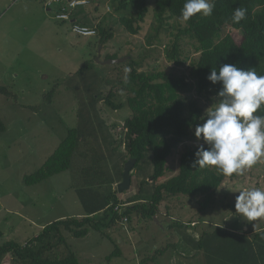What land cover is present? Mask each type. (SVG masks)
Masks as SVG:
<instances>
[{
    "label": "rangeland",
    "instance_id": "rangeland-1",
    "mask_svg": "<svg viewBox=\"0 0 264 264\" xmlns=\"http://www.w3.org/2000/svg\"><path fill=\"white\" fill-rule=\"evenodd\" d=\"M52 1L0 0V87L10 93V96L0 93V118L6 126L0 136V245L7 241L23 245L50 222L84 215L77 189L81 187L80 175L86 159L75 157L68 171L34 186L24 185L23 177L37 171L65 139L67 131L79 126V109L83 102L89 104L94 93L91 83L97 85L98 76L108 80L101 86L104 99L113 86L118 88L114 82L118 70L126 74L127 58H136L144 43L142 34L130 35L119 25L121 14L114 10L115 0H84L86 4L72 9L66 21L57 19L60 6L50 4ZM121 13L131 15L128 10ZM72 23L95 30L99 27L112 30L113 38L100 44L98 29L94 37L81 38L73 32ZM145 27L149 29L147 23ZM241 37L238 31L227 27L221 31L220 39L231 46L239 43ZM114 54L122 59V65L101 66L96 61L104 63L107 56ZM86 61L92 71L79 74ZM51 91L52 98L48 101L46 95ZM117 95L115 103L125 102V92L119 90ZM193 98L202 107L204 118L217 96ZM103 99L97 102V117L93 116L90 125L93 128L102 121L110 137L120 144L130 110L128 107L112 110ZM202 144L197 138L184 143L170 140L173 150L167 159L166 178L177 174L182 152ZM119 150L124 151L122 143ZM103 151L107 153V148ZM147 169V174L151 173V166ZM132 172L131 190L118 194L123 204L129 195L137 192L138 184L145 178L136 170ZM242 188L264 190V158L243 175L228 176L217 192L213 207L203 213L198 212L197 202L185 196L168 197L159 209V217L154 218L157 224L141 222L133 216L131 223L118 222L115 229L105 230V235L90 232L83 239L67 236V243L81 264H231L236 248L229 244L226 249V242H234L242 235L252 238V233L264 229V219L249 222L236 212V197ZM175 221L183 227L171 228ZM126 226L135 229L134 246L123 244L121 259L114 257L107 261L105 258L113 246L105 236L123 241ZM216 227L228 231L221 232L218 244L210 235ZM203 232L209 234L202 246L195 249L187 237L198 241ZM161 248L167 252L157 261L143 262ZM63 253L61 248L57 254ZM88 255L92 259L86 262L84 257ZM1 264L18 263L7 256Z\"/></svg>",
    "mask_w": 264,
    "mask_h": 264
},
{
    "label": "trees",
    "instance_id": "trees-1",
    "mask_svg": "<svg viewBox=\"0 0 264 264\" xmlns=\"http://www.w3.org/2000/svg\"><path fill=\"white\" fill-rule=\"evenodd\" d=\"M115 2L114 10L121 14L119 25L130 35L142 34L144 43L141 51L136 58H127L126 74L118 70V77L114 80L118 88L113 86L114 89L104 99L101 86L108 80L98 76V84L91 83L94 93L89 104L83 102L79 109V126L69 129L65 139L44 164L34 173L24 176L22 181L26 186L37 185L68 171L75 157L86 159L80 175L81 187L77 189L84 215L50 222L23 245L14 241L3 243L0 245V264L7 256L18 264H81L69 247L67 236L83 239L90 232L105 235V230L118 222L123 223V218L131 223L133 216L141 222L152 223L163 202L168 197L179 195L197 202L198 212L203 213L213 207L217 192L228 177L215 167L195 165L197 147L182 152L177 174L166 178L167 159L173 150L170 140L184 143L196 138L194 131L198 124L203 123V109L193 96H217L221 87L207 79L212 69L235 64L241 69H255L259 75H264V0H215L210 17L196 14L187 22L181 19L186 0ZM241 7L247 10V18L234 24L233 11ZM127 10L131 15H122L121 12ZM146 23L149 29H146ZM227 27L241 34L239 43L228 46L220 39L221 31ZM98 35L102 45L113 38L112 30L102 27H99ZM118 57L114 54L106 59ZM90 71L91 64L86 61L79 74ZM119 90L125 92L127 98L125 102L115 103ZM0 93L10 96L4 87H0ZM46 98L51 100L52 91ZM102 99L112 110L125 107L130 110V116L123 124L122 153L119 150L121 143L110 137L102 121L96 127L90 125L93 116L97 117V102ZM257 114L264 115V110ZM5 131L6 126L0 118V136ZM203 146L207 148V145ZM104 148H107V153H104ZM128 160L134 161L130 171L132 186L133 170L145 176L138 184L137 192L125 200L129 206L119 199L120 192L115 187L122 180ZM148 166H151L149 174ZM118 207L123 208L121 213L115 210ZM170 226L176 229L183 227L177 221ZM222 228L216 227L210 233L217 244L223 235L221 232L228 233ZM207 234L203 232L198 241L191 237L187 239L197 249ZM251 235L252 238L242 235L237 236L234 242L224 243L226 249L229 244L236 248L231 264H264V229ZM105 238L110 240L108 236ZM110 241L113 251L106 256L107 261L120 255L116 242ZM61 248H64V253L58 256ZM165 252L166 248L156 249L153 257L143 262H155Z\"/></svg>",
    "mask_w": 264,
    "mask_h": 264
},
{
    "label": "clouds",
    "instance_id": "clouds-1",
    "mask_svg": "<svg viewBox=\"0 0 264 264\" xmlns=\"http://www.w3.org/2000/svg\"><path fill=\"white\" fill-rule=\"evenodd\" d=\"M214 8L215 0H186L181 19L187 22L196 14L210 17ZM246 18L245 8L234 9V24ZM207 79L221 87L204 122L195 127L194 135L203 144L194 163L201 168L215 167L225 176L243 175L264 158V115L257 114L264 110V75L224 64L212 69ZM238 193L236 212L249 222L264 219V190L242 188Z\"/></svg>",
    "mask_w": 264,
    "mask_h": 264
},
{
    "label": "built area",
    "instance_id": "built-area-1",
    "mask_svg": "<svg viewBox=\"0 0 264 264\" xmlns=\"http://www.w3.org/2000/svg\"><path fill=\"white\" fill-rule=\"evenodd\" d=\"M63 3H65L66 5L62 6ZM50 4H53L55 6L56 5L60 6L58 10L57 19L60 21H66L69 19L67 15L72 9L79 7V5L81 4H86V2L84 0H54L50 2ZM72 30L75 34H77L81 38L94 37L97 34V29L95 30L85 26H79L74 23H72ZM115 210L119 211L120 213L122 212L121 207L120 208L118 207ZM122 221L126 222L127 219L123 218Z\"/></svg>",
    "mask_w": 264,
    "mask_h": 264
},
{
    "label": "crops",
    "instance_id": "crops-1",
    "mask_svg": "<svg viewBox=\"0 0 264 264\" xmlns=\"http://www.w3.org/2000/svg\"><path fill=\"white\" fill-rule=\"evenodd\" d=\"M105 63H102V64H100L101 66H103ZM156 217H159V214H157V216ZM155 220L156 219H153V221H152V223H155V224H157L156 222H155ZM204 222H206V221H204ZM43 227V226H42ZM222 228V227H221ZM42 229V228H41ZM113 229H115V227H112V228H110V230H108V232L109 231H111V230H113ZM125 230V231H124ZM123 231H124V237H123V241H121L120 239H117V240H114V239H111L112 237L110 236V235H107L109 238H110V240H113V241H115L116 242V245H117V247L119 248V250H120V255L118 256V258L120 257V259H121V257H122V255H123V251H122V245L123 244H126L127 246H129V245H132V246H134V244L132 243V238L135 236L134 235V233H135V229H134V227H124V229H123ZM105 234H107V231H106V233ZM141 237V236H140ZM109 240V241H110ZM110 243H111V241H110ZM111 245L113 246V243H111ZM126 246V247H127ZM132 248H134V247H132ZM92 259V257L91 256H86V257H84V260L86 261V262H88V261H90Z\"/></svg>",
    "mask_w": 264,
    "mask_h": 264
},
{
    "label": "water",
    "instance_id": "water-1",
    "mask_svg": "<svg viewBox=\"0 0 264 264\" xmlns=\"http://www.w3.org/2000/svg\"><path fill=\"white\" fill-rule=\"evenodd\" d=\"M96 61L100 64H102L101 62H99L98 59H96ZM122 61V59H108L107 61H105L104 63H120ZM134 165V161L133 160H128L125 165H124V170H123V174H122V181L120 183H118L117 186V190L118 192H123L129 189L130 185H131V175H130V171L132 169Z\"/></svg>",
    "mask_w": 264,
    "mask_h": 264
}]
</instances>
